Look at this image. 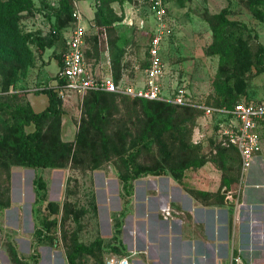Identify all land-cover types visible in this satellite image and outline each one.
Masks as SVG:
<instances>
[{
  "label": "rangeland",
  "instance_id": "obj_1",
  "mask_svg": "<svg viewBox=\"0 0 264 264\" xmlns=\"http://www.w3.org/2000/svg\"><path fill=\"white\" fill-rule=\"evenodd\" d=\"M8 1L16 4L15 15L20 32L28 36L31 61L23 68L12 59L0 60V196L6 191L10 201L4 209L0 203V264L32 263L34 250L38 264H67L66 255L75 242L90 245L100 238L99 226L103 233L108 214L113 230L118 219L113 214L118 185L126 201L123 178L130 180V190L142 178L168 177L177 182L172 170L192 161L201 167L183 174L181 180H193L187 187L194 190L196 183L208 178L207 195L214 205L240 195L249 171L261 174L253 187L264 186V128L262 162L242 174L231 146L220 143L216 118L205 117L197 107L170 108L180 118L169 131L155 137L148 133L145 115L151 106L118 97L105 100L104 116L94 122L91 117L95 118L97 107L93 109L89 99H61L59 115L40 122V140L52 147L57 167L18 166L4 145L9 140L11 109L28 104L33 112L41 113L47 108L45 92L55 85L65 52L64 42L45 44L50 25L68 21L72 28L80 24L86 31L87 62L93 72L108 75L113 63L121 78L134 81L143 77L155 21L147 0ZM165 2V93L182 87L193 101L209 107L227 100L264 101V0ZM219 24L222 42L214 40L212 31ZM34 130L33 124L25 128L27 133ZM145 135L148 138L142 144L140 137ZM157 170L158 176L153 174ZM38 177L47 183L42 206L35 204L33 181ZM42 220L47 223L48 242L36 245L33 233ZM102 241V249L81 257V264H99L108 258L111 245L117 244L112 239ZM244 260L243 264H264V255Z\"/></svg>",
  "mask_w": 264,
  "mask_h": 264
},
{
  "label": "crops",
  "instance_id": "obj_2",
  "mask_svg": "<svg viewBox=\"0 0 264 264\" xmlns=\"http://www.w3.org/2000/svg\"><path fill=\"white\" fill-rule=\"evenodd\" d=\"M262 151L261 141L253 168L262 162ZM260 175L249 171L241 194L221 205L210 204L208 178L196 183L194 190L188 189L193 180L187 178L180 182L168 177L138 179L126 201L117 184L113 214H122V256L130 264H230L234 257L243 264L245 256L264 255V186L253 187ZM103 221L99 236L111 239L112 218L108 214Z\"/></svg>",
  "mask_w": 264,
  "mask_h": 264
},
{
  "label": "trees",
  "instance_id": "obj_3",
  "mask_svg": "<svg viewBox=\"0 0 264 264\" xmlns=\"http://www.w3.org/2000/svg\"><path fill=\"white\" fill-rule=\"evenodd\" d=\"M149 3V0H147ZM164 6L166 5L165 0H162ZM16 4L14 1H1L0 0V60H14L21 67L27 66L31 61V53L28 48V36L24 35L20 32L18 26V18L15 15L14 8ZM150 7V4H149ZM166 9V8H165ZM219 27L212 28L214 40L216 42H222L224 38V32ZM70 22H58L56 24L50 25V30L47 34L45 44L47 46H52L57 42H64L65 38L63 35L64 31H68L70 29ZM65 29V30H64ZM65 32V33H66ZM152 36V35H151ZM86 39V38H85ZM86 41V40H85ZM84 56L87 62V53L86 47L84 49ZM62 59V58H61ZM88 63V62H87ZM61 65V61L59 63V67ZM89 65V64H88ZM147 66V63L144 64V68ZM119 70L114 68V64L111 66V76L115 84H117L122 78ZM119 73V74H118ZM55 81H57L58 85L64 83V80L56 75ZM48 97V106L41 113H35L32 111L30 106L26 104L25 106L13 107L11 109V125L8 128L9 131V140L4 143L7 150H9L13 157L15 163L20 167L25 168H56L57 163L54 159V155L51 153L52 147H49L48 144H45L40 140V122L42 119L46 117H53L58 114V109L60 105L61 98L57 94V90L55 88H49V91L45 92ZM112 97L118 98H129L125 96H120L112 93H88L82 97L84 101L89 99L91 101V105L93 109H96L95 118L91 117L92 122L95 120H101L104 116L105 110V100L110 99ZM132 99V98H130ZM134 101H140L145 105H150L151 109L149 111H145V115L149 118L148 123V133L156 136H160L163 132L169 131L173 126L174 122L180 118V116H175L174 110L170 108L177 109H185L184 107L174 106L167 103L162 102H152L141 99H132ZM83 101V102H84ZM223 102V104H218L217 107L212 108H225L231 109L237 103H253L252 101H238L234 100L232 102ZM209 107V106H208ZM200 112H203L200 110ZM33 124L35 130L33 132L27 133L25 128ZM216 127V126H215ZM262 130L264 128V123L262 124ZM141 143L143 144L146 139V135L140 137ZM139 138V140H140ZM56 142L59 143L58 138L55 139ZM54 143H51V145ZM60 147H63L60 145ZM235 152L238 160V167L240 168V160L237 151L231 147ZM200 165H196L195 162L186 161L181 163L178 168L172 170V176L177 182L181 181L183 174L187 171H190L194 168H199ZM154 175H159V170L153 172ZM180 179V180H179ZM122 191L125 197L131 195L132 190H130L131 184L128 178H123ZM34 191H35V204L37 206H42L46 202L47 196V183L41 177L35 178L33 181ZM132 189V188H131ZM199 192H196V194ZM195 194V195H196ZM207 195V194H206ZM2 208H7L10 205L9 198L6 195V191L0 196ZM0 199V200H1ZM50 203H48V206ZM36 214V212H35ZM122 214L118 216V219L114 220L113 223V235L112 240L116 243V246L111 245L110 251L113 256L124 257L122 256L121 244L119 243V235H120V217ZM48 230L47 223L42 220L37 225L33 237L35 239L36 245H44L48 242V235L46 231ZM101 238H96L90 245H85L82 243L75 242L71 248V250L66 255L67 264H81L80 259L83 256H93L96 251L102 249ZM120 255V256H119ZM32 259V263L29 264H38V254L34 250L32 255L30 256ZM99 264H105V260L103 263L99 262Z\"/></svg>",
  "mask_w": 264,
  "mask_h": 264
},
{
  "label": "built area",
  "instance_id": "obj_4",
  "mask_svg": "<svg viewBox=\"0 0 264 264\" xmlns=\"http://www.w3.org/2000/svg\"><path fill=\"white\" fill-rule=\"evenodd\" d=\"M151 15L155 21L153 34L146 50L147 66L141 70L142 78L129 80L122 78L114 83L111 73L101 75L93 72L85 60V29L80 24L67 31L65 52L57 73L64 80L55 82L61 99L83 97L88 93H112L132 99L162 102L179 107H197L205 117H214L217 134L223 146L233 147L239 156L241 173L249 169L254 158L261 152L262 124L264 123V101L237 103L231 109L212 108L199 104L190 98L182 87H175L166 94L162 81L166 76L162 60L166 9L162 0H149ZM243 176V175H242ZM105 264H130L128 258L110 256ZM230 264H241L239 257L232 258Z\"/></svg>",
  "mask_w": 264,
  "mask_h": 264
},
{
  "label": "bare ground",
  "instance_id": "obj_5",
  "mask_svg": "<svg viewBox=\"0 0 264 264\" xmlns=\"http://www.w3.org/2000/svg\"><path fill=\"white\" fill-rule=\"evenodd\" d=\"M82 25V24H81Z\"/></svg>",
  "mask_w": 264,
  "mask_h": 264
}]
</instances>
